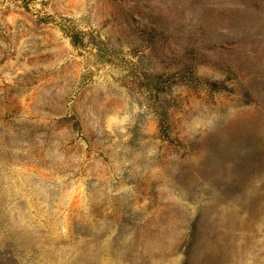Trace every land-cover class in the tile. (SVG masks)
<instances>
[{
	"label": "rangeland",
	"instance_id": "obj_1",
	"mask_svg": "<svg viewBox=\"0 0 264 264\" xmlns=\"http://www.w3.org/2000/svg\"><path fill=\"white\" fill-rule=\"evenodd\" d=\"M0 264H264V0H0Z\"/></svg>",
	"mask_w": 264,
	"mask_h": 264
}]
</instances>
